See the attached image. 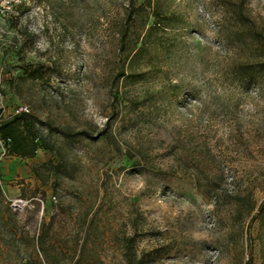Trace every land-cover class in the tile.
Returning a JSON list of instances; mask_svg holds the SVG:
<instances>
[{
    "label": "rangeland",
    "instance_id": "1",
    "mask_svg": "<svg viewBox=\"0 0 264 264\" xmlns=\"http://www.w3.org/2000/svg\"><path fill=\"white\" fill-rule=\"evenodd\" d=\"M132 1L144 0H20L0 17L1 116L27 107L41 129L52 125V144L63 126L85 132L59 140V156L38 149L30 159L0 140V264L44 262L43 228L54 264H70L84 240L83 264H139L144 253L142 264H264V75L254 66L264 63L254 39L264 0H175V27L159 35L162 72L151 73L150 33L129 105L114 30L126 19L139 47L151 26L150 9L147 21L124 15ZM240 2L244 27L224 21V5ZM244 61L254 69L242 81ZM59 162L67 169L52 181ZM18 199L28 208L15 213Z\"/></svg>",
    "mask_w": 264,
    "mask_h": 264
},
{
    "label": "trees",
    "instance_id": "2",
    "mask_svg": "<svg viewBox=\"0 0 264 264\" xmlns=\"http://www.w3.org/2000/svg\"><path fill=\"white\" fill-rule=\"evenodd\" d=\"M175 0H144L142 4H140L137 8H135L134 2L132 1L129 5V10H126L124 15H131V10L136 9L139 12H145V9L151 10V26L145 30L143 36L140 34L136 35L135 41L140 43V46L137 47L136 43L132 46H129V35L128 33V26L126 25V19H123L121 23L118 24L116 30H114V37L117 38L118 41V54L119 57L123 58L122 67L119 68L116 79L120 84L121 88H123L124 92H119L124 101H127L129 105L136 104L137 98L131 95V89H133L137 83H139L143 78L145 73L141 70L135 68V61L140 56V54L145 50L146 42L144 37L149 36L151 33V48H155L153 52H151V73H159L162 72L161 65L163 60L165 59L166 53L163 56H160L158 52V48H160L162 44V38L159 35L164 34L167 29H171L175 26L172 23L176 22V14L175 12L171 11L172 3ZM224 21L231 22L234 25L239 24V26L244 25L247 26L250 23V19L244 13V5L243 3L236 4V6L232 7L231 4L224 5ZM146 13V12H145ZM148 13L145 14V21L148 20L149 16ZM128 19V18H127ZM145 25V24H144ZM147 38V37H146ZM255 42L258 43L257 49L261 52L259 57L264 55V33L259 30L254 35ZM241 42V41H240ZM175 46V45H174ZM246 63V64H245ZM243 69H241V77L242 81L250 79L253 77L251 75L254 66L257 69V73L260 75H264V63L259 62L254 64V66L249 67L248 62L244 61ZM152 75V74H151ZM171 85V84H168ZM129 90V91H128ZM157 92L153 88H151V97H155ZM117 99L116 95L114 96ZM126 107V106H125ZM134 109V108H133ZM35 116L32 114H28L25 112H19L13 114L9 117H2L0 113V140L4 142V146L6 148V152L10 156H16L21 159H30L35 157L36 152L38 149H44L46 151H50L55 153L57 156L60 155V147L62 144L59 140L65 142L66 144H70V142L76 137H83L85 132L80 131L73 133L70 127L63 126L62 130L58 132L59 140H54V144H52V138L54 136L53 127L51 124L45 122V128H42L39 125ZM48 121V120H47ZM106 135V134H105ZM106 138H111V134H107ZM62 163H58L57 165L50 163V180L53 181L54 174L56 175L57 171H65L67 168L60 165ZM33 173L39 175L38 169L33 168ZM58 180L55 178L54 183ZM52 182L51 188L53 191L56 190V184ZM1 192V191H0ZM264 210V203L259 206V211ZM6 214L8 217L11 218L7 209H5ZM46 228H43L41 233L38 235V246L41 247L43 254L45 255V261L39 262L35 261L32 258H29L25 264H54L48 258L46 252L43 249L42 241L46 238L47 235ZM15 235L14 238L15 239ZM134 237L132 235H125L124 236V244L125 249L128 253L130 251V246L132 245ZM86 242L85 240L81 243L77 242L74 247H71L68 252L71 255V263L70 264H83L82 258L83 254L86 251ZM40 250V248H39ZM41 251V250H40ZM62 251V250H61ZM66 253V252H65ZM63 258L66 257L64 252ZM135 258L136 255L132 254ZM151 254L144 253L140 256L138 263L142 264L144 259L149 257ZM58 263L56 264H63L57 259ZM245 264H252V259L249 258Z\"/></svg>",
    "mask_w": 264,
    "mask_h": 264
},
{
    "label": "built area",
    "instance_id": "3",
    "mask_svg": "<svg viewBox=\"0 0 264 264\" xmlns=\"http://www.w3.org/2000/svg\"><path fill=\"white\" fill-rule=\"evenodd\" d=\"M20 0H0V17L5 18L8 16V14L12 13V9L14 6L18 5ZM19 112H28L27 107L20 108L16 113ZM42 206H43V201L38 200ZM9 207L12 209L13 212H23L25 209L28 208V201L23 200V199H18V200H11Z\"/></svg>",
    "mask_w": 264,
    "mask_h": 264
}]
</instances>
